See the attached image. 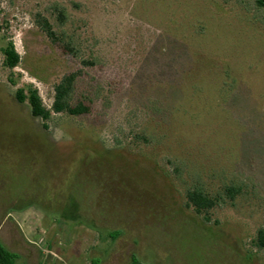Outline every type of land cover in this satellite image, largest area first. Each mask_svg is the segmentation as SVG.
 Returning a JSON list of instances; mask_svg holds the SVG:
<instances>
[{"label":"rangeland","instance_id":"obj_1","mask_svg":"<svg viewBox=\"0 0 264 264\" xmlns=\"http://www.w3.org/2000/svg\"><path fill=\"white\" fill-rule=\"evenodd\" d=\"M259 1L0 0V242L16 264H264ZM70 73L89 112L42 138L13 94L48 108ZM195 188L218 201L207 221Z\"/></svg>","mask_w":264,"mask_h":264},{"label":"trees","instance_id":"obj_2","mask_svg":"<svg viewBox=\"0 0 264 264\" xmlns=\"http://www.w3.org/2000/svg\"><path fill=\"white\" fill-rule=\"evenodd\" d=\"M258 3L263 6L264 0H261ZM58 15L60 18L63 17L61 12H58ZM37 24L52 43H62L64 44L62 47L68 51L71 50V54L74 52L72 45L69 46L68 41L62 39L61 36H57L46 19H39ZM2 56V65L9 70L17 67L20 62V57L14 50L12 44L9 42L2 48ZM76 79L77 74L70 73L63 76L59 83L54 85L53 100L49 108L43 106L37 91L30 87L26 89H17L14 97L18 104H26L29 113L32 116L39 118L43 123L48 121L52 113H65L70 116L83 115L89 112V107L86 104L82 102H77L75 104L69 103V98L74 90ZM238 191V188L229 187L225 190V195L229 200H231L234 198V195H237ZM217 202V199L209 197L199 188L189 190L186 193L187 207L190 208L196 215H202L204 221H207L208 211H210ZM254 247L257 249H264V230L258 229L256 231L254 237ZM17 257L18 256L14 252L6 249L0 242V264H16Z\"/></svg>","mask_w":264,"mask_h":264},{"label":"flooded vegetation","instance_id":"obj_3","mask_svg":"<svg viewBox=\"0 0 264 264\" xmlns=\"http://www.w3.org/2000/svg\"><path fill=\"white\" fill-rule=\"evenodd\" d=\"M59 83V82H58ZM56 85V84H55ZM53 87H54V85H53ZM16 91V90H15ZM54 94V93H53ZM14 95H15V92H14V94H13V97H14ZM14 99H15V97H14ZM52 100H53V97H52ZM16 101V100H15ZM16 103H17V101H16ZM24 105H26V104H24ZM27 106V105H26ZM50 107V106H49ZM48 107V108H49ZM58 114H65V113H58ZM58 114H55V113H52V115H51V117L48 119V121L46 122V123H43L39 118H37V117H34V116H32L30 113H29V110H28V115L30 116V118L34 121H37L39 124H40V127H41V130H39V131H37L38 133H39V135L40 136H42V138H43V135H46V134H49V123H50V121H51V119H52V117L53 116H56V115H58ZM70 116V115H69ZM46 125V126H45ZM50 146H52V148H55L56 149V147H54L53 145H50ZM54 149V150H55Z\"/></svg>","mask_w":264,"mask_h":264},{"label":"crops","instance_id":"obj_4","mask_svg":"<svg viewBox=\"0 0 264 264\" xmlns=\"http://www.w3.org/2000/svg\"><path fill=\"white\" fill-rule=\"evenodd\" d=\"M2 244V243H1ZM3 245V244H2ZM4 246V245H3ZM5 247V246H4ZM6 248V247H5ZM7 249V248H6ZM9 250V249H8ZM10 251V250H9ZM12 252V251H11ZM18 256V255H17ZM18 258V257H17ZM17 261V260H16Z\"/></svg>","mask_w":264,"mask_h":264}]
</instances>
